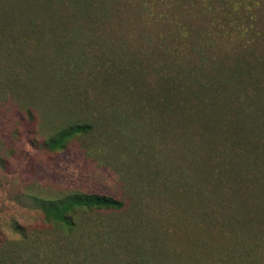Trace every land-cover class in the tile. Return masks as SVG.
<instances>
[{"label":"rangeland","instance_id":"rangeland-1","mask_svg":"<svg viewBox=\"0 0 264 264\" xmlns=\"http://www.w3.org/2000/svg\"><path fill=\"white\" fill-rule=\"evenodd\" d=\"M98 1L0 0V264H264V0ZM72 191L122 205L68 230L31 199Z\"/></svg>","mask_w":264,"mask_h":264},{"label":"trees","instance_id":"trees-1","mask_svg":"<svg viewBox=\"0 0 264 264\" xmlns=\"http://www.w3.org/2000/svg\"><path fill=\"white\" fill-rule=\"evenodd\" d=\"M64 1L71 4L72 11L74 12L73 17H76L75 14H83V16H85L86 14V17H89V15L93 12L95 8L93 6V0H64ZM99 1H98V5H100L98 6L99 11L105 12L106 9L109 8L111 0H101V3H99ZM157 1L158 3L156 2V5L152 4L154 11L156 12V15L153 14L154 17L161 16L159 14H161L162 7L163 8L166 7L167 10H169L171 6L173 5V2H170L171 0H157ZM157 4H159V7L157 6ZM144 7L145 6H143V8ZM18 9L19 7L15 2L8 3L7 11L9 10V13H7V25L10 24V22L13 23V21H10L8 17H12L13 20L18 19L16 16V11ZM201 12L205 13L206 11H201ZM10 13L12 14V16H9ZM30 20H32V18ZM173 29L177 31L178 33L177 35L179 36L187 37L188 35L187 28L178 22L174 23ZM215 32H219V31L216 30ZM196 33L197 35H196L195 43H197V45L192 44L191 47L195 46L198 48L200 44H205V45L210 46L214 42L213 33L206 26L198 28V31ZM252 43L253 42L250 39L249 40L246 39L243 43L244 49L246 50L250 48ZM197 52L200 53V50H197ZM173 55H175V50L173 51ZM173 62L176 66L179 65L174 60ZM211 62L214 65H218L219 67L221 66L220 62L217 59H213L211 60ZM234 65H236L234 66V68L241 66V69H244L245 71L250 70V66L247 63V59L245 58V56H242V55L236 60ZM212 68H213V65H212ZM221 71H222L221 69H217L216 72L219 73ZM234 74H235V70L225 75L228 76V78H231L234 76ZM193 82L195 81H192L191 83ZM172 86H175V88L169 87L170 93L174 89L179 88V86H185V85H183L182 83L179 84V83L174 82ZM185 87H188V85ZM204 87L207 88L206 85ZM185 90H188V89H185ZM165 92L169 93L168 90H165ZM88 129H89V125L86 123H67L65 125H62L58 129H56L54 132H52L48 136H46L42 140V145H44V147L47 150H60L64 148L66 143L69 140H71L74 136L83 134L86 131H88ZM263 147H264V144H263ZM224 154L225 153L223 152V155ZM216 173H217L216 179L218 181L221 180L220 175H219L221 173L219 172H216ZM230 173H231V170L227 174H230ZM222 177L224 178V175H222ZM228 181L229 180H226L227 184H228ZM31 199H32V203L34 204V207L40 211L45 221L52 222L54 225L61 226L68 230L73 227L74 222L72 219V215L77 210H81V209L89 210V209H97V208H113L114 209V208H119L122 205L120 200L115 199L111 196L102 195V194L98 195L94 193H85V192H80V191L67 192L61 195H57L55 197L31 196Z\"/></svg>","mask_w":264,"mask_h":264}]
</instances>
